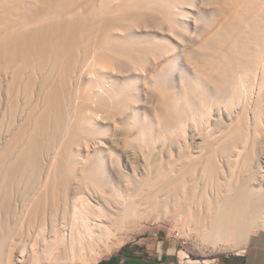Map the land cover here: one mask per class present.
Wrapping results in <instances>:
<instances>
[{
    "label": "bare ground",
    "instance_id": "obj_1",
    "mask_svg": "<svg viewBox=\"0 0 264 264\" xmlns=\"http://www.w3.org/2000/svg\"><path fill=\"white\" fill-rule=\"evenodd\" d=\"M100 1L41 11L35 20L0 27V200L10 201L9 186H23L30 194L28 204L23 202V224L50 223L54 231L56 205L64 219L71 215V230L91 228L89 214L106 230L119 217L139 219L151 208L185 225L199 223L212 241L244 235L247 226L244 232L241 227L251 224L244 221L249 212L262 215L257 221L264 226V148L259 150L264 140V23L248 32L251 41L242 48L230 41V36L247 34L239 29L240 13L253 1L221 0L217 6L227 31L217 28L204 37L210 59L197 72V79L202 77L197 88H173V81H162L163 70L175 62L160 69L165 56L155 49L156 39L182 37L179 20L188 0H152L154 13L147 12L149 1L117 17L106 0ZM128 19L143 20L147 30L133 34L124 27ZM132 37L147 39L138 44ZM128 82L134 83L132 89H122ZM127 96L151 98L154 110L134 106ZM150 110L159 131H151L154 122L138 121L129 122L125 133L120 129L126 113ZM132 138L144 148L138 154H147L149 161L120 150ZM190 145L195 156H187ZM115 150L121 153L116 156ZM158 151L162 160L155 157ZM119 158L127 160V167L116 165ZM106 183L112 189H105ZM53 234L47 239L56 240ZM5 242L0 235L3 257Z\"/></svg>",
    "mask_w": 264,
    "mask_h": 264
},
{
    "label": "rangeland",
    "instance_id": "obj_2",
    "mask_svg": "<svg viewBox=\"0 0 264 264\" xmlns=\"http://www.w3.org/2000/svg\"><path fill=\"white\" fill-rule=\"evenodd\" d=\"M91 1L94 0H0V27L6 24H21L24 21L35 20L38 18V14L41 11H44L46 14L54 8L79 5L81 3L82 6H85ZM106 1L107 4L110 5L112 17H117L119 12H122L126 15V13H128L129 11L140 8V6L144 2L150 1L151 5H145V7L147 8V12H150V14L154 13L153 9L155 8L153 7L152 0ZM252 1L253 2L251 3V7H248L241 11V20L238 25L242 34H247L244 36V38L241 36L239 39L235 38L234 36H230V41L237 48H242L244 43H248L251 41V37L248 32L252 30L257 25V23H264V4L258 6L260 3L264 2V0ZM220 2L221 0H203V6H200L199 0H188L187 5L189 8L183 9L185 16L184 18L179 20V32L182 34V37L180 39H177V41L169 40V38H165L163 39V41L161 39L155 40L156 42H159V44H156V51L161 57L165 56L161 61L160 69H164L166 67L165 62L167 61L175 62L169 70H163L166 78L161 79L162 81H173V88H175V84H177L178 86L184 84L193 85L196 88L198 87L197 82L198 80H202V77L197 79V72L199 68L210 59L209 54H204V37L217 28H220V33L227 31V25L224 23V14L222 10H217V6ZM95 3L99 5L102 4L100 0H95ZM188 11L195 12L193 13ZM148 19H150L149 16H147V20ZM142 22L143 20L132 22L130 19H128L126 26H124L123 24L122 25L124 27H130L131 32L133 34H136V32L139 30H147V28L141 24ZM209 37L210 36H208V38ZM133 39V43L142 44V42H144L147 37H134ZM223 49H225L224 45L221 46V50ZM128 76L131 78L132 74H129ZM133 86L134 83L128 82L124 87H122V89L125 88L127 90H130ZM138 98L141 99L140 94L138 95ZM138 98L135 100L133 99V97L131 98L127 96V101H129V103L133 104L136 107L139 106V108L146 109L148 107L153 109L151 98L144 101H139ZM153 110L135 114L126 113L124 115V117L126 116L124 118L126 125H123L122 122H119L118 120L120 129L123 131V133H125L127 129L130 130V127L127 125L129 124V122L138 121L139 124L141 123L143 125H150L154 122V127H152L151 131L155 129L156 132L159 131V128L156 124V116L154 115ZM111 121L113 122L114 119L112 118ZM112 122L108 121L110 128L114 129V126L112 127V125H114L113 123H115L116 121L113 123ZM221 133L224 132L221 131L220 134ZM220 134L218 133L216 136H219ZM125 138V135H123V139ZM129 140L131 141L128 142L127 140H124L126 141V143L124 145L121 144L122 146L120 145L118 140V146H121L120 150L122 149V151L128 154L129 157L134 156L136 158L135 160L137 161L139 159L140 162L143 161L142 159L148 160V158L145 157L147 154L144 156V158L139 155V150L144 149L142 145L134 142L133 138ZM260 146L259 150L262 151L264 148V140L260 144ZM185 147V151H190L188 152L189 154L187 156H189L190 154L194 156L196 155L194 151L195 148L192 145L189 146L190 148L188 146ZM165 148L167 149V151L165 149L162 153V156L163 159L168 160V145ZM218 150L220 149L218 148ZM218 150H216L217 153L219 152ZM119 153H121V151L117 150L115 155L118 156ZM158 154L160 155L159 158L161 159L162 156L160 152L157 153L155 157H158ZM194 156L192 157L195 158ZM160 159L158 160L160 161ZM115 162L118 167H120L121 164L127 167V160L125 158L115 159ZM123 176L126 177L127 175L122 174L121 177ZM241 179H243V176L241 177ZM106 184H104L105 189H112V187H110L112 186V183H108L107 185ZM108 186L110 188H108ZM9 187V200L11 201L12 199V203L9 204L10 201L7 202L4 198H1L0 200V207L3 206L5 208V211L3 210L4 208H0V217H3V219H0L1 225L3 224V228L0 225V231L2 230L0 232V235L5 237L7 242L6 245L11 249V252L8 251V248L6 249L5 247L4 254L6 253V255H4L5 257H3V255H0V264H113L118 257L130 253H142L146 257V259L151 262V264H222L233 257L243 255V252L246 250L249 239L252 237V235L264 231V226L260 225L261 222H259L262 221L260 220L262 219V215L258 216L259 213L251 214V212H249L251 214L250 215L247 214L248 212H246L248 216L245 214L246 220L244 219V221L246 222L248 220V222L251 224H244L241 227V230L244 229L242 232H244L245 227L247 226L244 235L241 236V234L236 233V235L235 233H233V235H230L228 238H217L216 240L212 241L211 239L207 238V233L204 227L201 226L203 228L202 229L199 223L197 224L191 221V223L189 222L185 225L182 224V219L180 221H178V219L177 222L171 216L168 215L167 217L163 212L164 210H161L159 214L154 208H151L149 210V213H141L143 216L139 218L140 220L133 219L123 221L122 217H119L115 224L112 223L110 225L108 224L107 227L104 226V229L106 228V230H103L100 227L99 229L97 223L93 220L96 215L94 214L93 217V214H91V217V215L88 213L89 218L88 216L87 218L94 221L92 222L90 220L91 223L87 225V227L90 226L91 228L88 227L89 229H86L84 228L85 226L83 228L82 226H77L78 230L72 229V231L70 229L72 228L70 224L71 218H68L71 217V215H67L64 219L65 215L62 213V210H59V205H56V211L58 210L56 213H58V215L56 216L57 221L55 224V227L58 229V231H56V228L55 231L53 227L50 228V223H46L45 225L40 224L37 225V227L31 226L33 227L31 228L23 224L24 211L26 205L28 204V202H26L28 200L26 199H30V194L26 193L29 196L24 194L25 190L23 186H15L14 184ZM18 187H21V189ZM16 188L19 189V192ZM12 192L13 195H11ZM8 204L11 205V207ZM7 208L9 209L8 211ZM252 216L253 218L250 221L248 218H251ZM94 224L96 225L94 226ZM92 227L97 229L95 230ZM92 229H94L95 232L94 230L92 231ZM101 230L104 232H102ZM52 231H54L55 236L57 234L56 240H54V238L51 239L53 241L47 239L53 234ZM89 231H91L95 235H91ZM50 232L52 233L51 235ZM35 234L36 236L39 234V237H36ZM72 235L77 237H73ZM79 235L80 237L83 235L81 240L80 237H78ZM34 236L36 239L34 238ZM63 237L65 240L63 239ZM70 241L73 242L74 246ZM14 243H17L18 246H15ZM24 247L26 251L24 256L22 257L21 252L23 251ZM6 257L9 262L3 263L2 260L6 259Z\"/></svg>",
    "mask_w": 264,
    "mask_h": 264
},
{
    "label": "crops",
    "instance_id": "obj_3",
    "mask_svg": "<svg viewBox=\"0 0 264 264\" xmlns=\"http://www.w3.org/2000/svg\"><path fill=\"white\" fill-rule=\"evenodd\" d=\"M113 264H151L142 253L124 254ZM222 264H264V231L252 235L243 255L233 257Z\"/></svg>",
    "mask_w": 264,
    "mask_h": 264
}]
</instances>
